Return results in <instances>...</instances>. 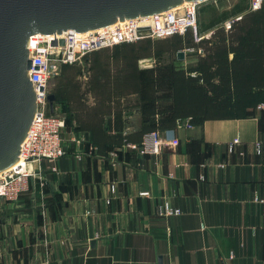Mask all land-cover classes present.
Wrapping results in <instances>:
<instances>
[{"label":"crops","instance_id":"obj_1","mask_svg":"<svg viewBox=\"0 0 264 264\" xmlns=\"http://www.w3.org/2000/svg\"><path fill=\"white\" fill-rule=\"evenodd\" d=\"M171 62L187 67L195 55L139 60L143 98L170 94ZM84 65L79 102L89 118L99 114L102 131L115 133L105 125L111 96L89 90ZM138 99H122L124 135L146 125ZM159 131L179 145L143 153L148 131L141 141L100 151L89 130L67 121L64 155L39 163L45 185L32 180L29 192L0 212V264H264V106L243 119L191 127L181 120ZM165 203L180 215L160 214Z\"/></svg>","mask_w":264,"mask_h":264},{"label":"trees","instance_id":"obj_2","mask_svg":"<svg viewBox=\"0 0 264 264\" xmlns=\"http://www.w3.org/2000/svg\"><path fill=\"white\" fill-rule=\"evenodd\" d=\"M223 19L211 25V29L217 27L210 38L199 42L188 30L164 39H144L94 51L86 54L79 66L63 64L51 93L56 97L55 103L63 108L66 125L67 121H75L80 129L89 130L92 142L103 151L106 145L139 141L145 132L175 127L181 120L200 125L207 120L248 117L251 110L264 104V1L228 31L218 26ZM184 48H203L204 53L193 52L195 62L187 67L169 63L170 94L165 98L171 103L169 108L158 109L157 103L165 98H143L146 69L139 66V60L159 58L162 54H176L178 58V51ZM85 63L89 90L109 92L111 96L110 117L105 125L115 133L102 131L96 118L99 114L89 118L90 113H85V105L79 102L77 93L82 90V82L78 76ZM130 95L139 96L136 107L146 125L141 133L124 135L122 99Z\"/></svg>","mask_w":264,"mask_h":264},{"label":"built area","instance_id":"obj_3","mask_svg":"<svg viewBox=\"0 0 264 264\" xmlns=\"http://www.w3.org/2000/svg\"><path fill=\"white\" fill-rule=\"evenodd\" d=\"M263 1L250 0V11L259 9ZM200 2L201 0L185 2L181 8H173L148 17L119 21L111 26L84 33L70 30L62 34L30 36L28 48L32 67L29 76L36 91L37 110L27 137L22 143L18 162L8 170L0 172V212L4 205L14 204L22 195L28 193L32 180H37L44 186L47 178L39 163L43 160L56 161L65 153L62 132L66 128V117L60 104L54 103V110L51 112L48 101V96L51 94L50 79L60 72L61 66L81 63L82 57L86 54L112 48L118 44L144 39H164L174 34H185L188 30L193 32L195 41L199 42L207 38L200 36L198 32L197 17ZM242 18L243 16H236L226 21L224 29L230 30ZM61 39L64 40V45H60ZM55 40L58 44L54 46L52 42ZM183 51L204 53L203 48L197 50L187 48ZM191 125L188 122V126ZM239 142V137L234 139L229 145V150L233 151ZM178 145L177 139L166 140L159 130H153L143 137L139 148L146 154H160L165 147ZM260 148L261 144H257V149ZM180 213V209L172 208L168 203L160 207L162 215H180Z\"/></svg>","mask_w":264,"mask_h":264},{"label":"water","instance_id":"obj_4","mask_svg":"<svg viewBox=\"0 0 264 264\" xmlns=\"http://www.w3.org/2000/svg\"><path fill=\"white\" fill-rule=\"evenodd\" d=\"M195 1L199 0H0V172L18 162L37 110L29 76L30 36L84 33ZM59 42L64 45V40ZM177 56L183 60L185 52ZM48 101L53 112L55 95L49 94Z\"/></svg>","mask_w":264,"mask_h":264},{"label":"rangeland","instance_id":"obj_5","mask_svg":"<svg viewBox=\"0 0 264 264\" xmlns=\"http://www.w3.org/2000/svg\"><path fill=\"white\" fill-rule=\"evenodd\" d=\"M238 6L240 8H237ZM198 9V32L200 36H204L205 34L215 30L217 26L213 27L212 29L210 27L217 20L225 18L222 22L218 23L219 27H224L226 21L230 20L231 18L236 16H244L245 14L249 13L250 0H201ZM55 76L56 75H53L50 79L51 89L53 88Z\"/></svg>","mask_w":264,"mask_h":264},{"label":"bare ground","instance_id":"obj_6","mask_svg":"<svg viewBox=\"0 0 264 264\" xmlns=\"http://www.w3.org/2000/svg\"><path fill=\"white\" fill-rule=\"evenodd\" d=\"M183 4H184V3H183ZM183 4H182V5H183ZM182 5H180V7L178 6V8H181V7H182ZM176 8H177V7H176ZM174 9H175V8H174ZM8 169H9V168H8ZM8 169H6V170H8ZM6 170H4V171H6ZM2 172H3V171H2Z\"/></svg>","mask_w":264,"mask_h":264}]
</instances>
